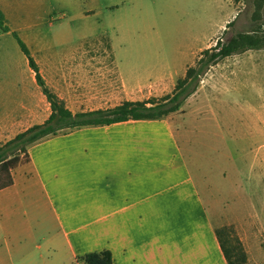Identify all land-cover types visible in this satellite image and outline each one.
Instances as JSON below:
<instances>
[{
  "label": "rangeland",
  "instance_id": "374dc122",
  "mask_svg": "<svg viewBox=\"0 0 264 264\" xmlns=\"http://www.w3.org/2000/svg\"><path fill=\"white\" fill-rule=\"evenodd\" d=\"M49 3L50 12H54L50 19L47 13L29 16L39 20L50 35L68 41L64 48L69 52L62 54L53 45L47 47L49 53L41 51L33 56L45 85L72 112L171 94L177 79L196 63L204 49L217 41L226 44L239 35L254 41V47L248 48L244 38L241 49L210 65L195 92L164 118L178 129V144L195 156V164L199 161L204 168H224L227 172L221 182L227 198L223 213L227 216L215 218L213 209L210 216L217 220L218 234L231 261L264 264V0ZM10 16L14 20L24 15ZM79 37L80 42L72 46ZM16 49L11 34L0 35V144L42 123L50 114V104L33 70ZM173 66L177 70L154 81V75L146 74L138 81V74ZM255 71L259 76L253 77ZM254 80L259 82L256 94ZM86 127H67L56 134L70 140L77 135L90 140L94 133ZM157 127L156 121L127 122L125 128L138 136L129 148L176 149L166 131H154ZM233 185L241 189L235 195ZM255 211L259 216L253 219L249 214Z\"/></svg>",
  "mask_w": 264,
  "mask_h": 264
},
{
  "label": "crops",
  "instance_id": "0c3cea01",
  "mask_svg": "<svg viewBox=\"0 0 264 264\" xmlns=\"http://www.w3.org/2000/svg\"><path fill=\"white\" fill-rule=\"evenodd\" d=\"M0 11L9 28L0 35L15 31L32 56L53 45L69 52L68 41L29 16L47 13L50 19L49 0H0ZM14 14L24 16L11 20ZM176 68L137 78L154 75V81ZM252 88L256 94L259 82ZM143 120L156 121L154 131H166L176 149L129 148L138 137L125 128L131 120L88 126L90 140L51 134L27 147L28 161L0 190V264H85V253L102 249L111 251L113 264H228L215 219L227 216L221 184L227 172L195 164L164 116L132 121ZM240 190L234 186V195Z\"/></svg>",
  "mask_w": 264,
  "mask_h": 264
},
{
  "label": "trees",
  "instance_id": "16d2710c",
  "mask_svg": "<svg viewBox=\"0 0 264 264\" xmlns=\"http://www.w3.org/2000/svg\"><path fill=\"white\" fill-rule=\"evenodd\" d=\"M0 29L3 31L9 30L1 11ZM11 33L20 50L27 58L28 65L35 74L36 82L50 104V114L42 123L31 125L3 144H0V190L12 184V170L19 164L28 161L27 147L37 140L56 134L59 130L67 127L108 125L126 120L161 118L170 112L177 111L180 103L195 92L201 76L209 66L241 49L244 46L241 45L244 38H247L249 42L248 48L254 47V41L250 37L242 35L230 39L226 44L217 41L214 46L201 52L195 63L196 65L188 66L185 75L177 79L171 94H166L158 99L124 100L112 108L72 112L65 106L63 100L45 85L38 65L25 42L15 31ZM219 242L227 263L234 264L220 236ZM241 256L244 258L243 253ZM83 260L85 264H113L112 253L109 249L87 252L83 255Z\"/></svg>",
  "mask_w": 264,
  "mask_h": 264
}]
</instances>
